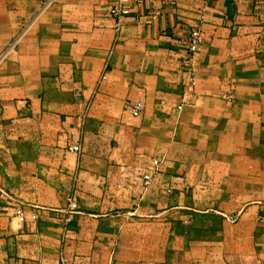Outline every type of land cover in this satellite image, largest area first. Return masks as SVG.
<instances>
[{"label":"crops","instance_id":"1","mask_svg":"<svg viewBox=\"0 0 264 264\" xmlns=\"http://www.w3.org/2000/svg\"><path fill=\"white\" fill-rule=\"evenodd\" d=\"M116 2L0 0V264H264V0Z\"/></svg>","mask_w":264,"mask_h":264},{"label":"built area","instance_id":"2","mask_svg":"<svg viewBox=\"0 0 264 264\" xmlns=\"http://www.w3.org/2000/svg\"><path fill=\"white\" fill-rule=\"evenodd\" d=\"M56 0H39V7L37 9V11L34 13L33 17L28 21V23H26V25H24L21 33H19L9 44L8 49L13 48L19 41V39L21 38L22 34L24 33V31L32 24L36 21V19L38 18L39 14L45 9L47 8L50 4H52L53 2H55ZM142 0H117V2L113 5H111V7L108 9V15L113 17L115 19L114 22V26L115 28H119L121 21L123 19V17H125V14L127 12V7L126 5L128 3H133V4H140ZM201 42V30L199 29V27H192L189 31V38H188V45H187V51H188V56H190V54H193L196 49L199 46V43ZM195 72L194 69L192 67V65H188L185 69H184V83H186L187 85H194L195 84ZM227 98H232L233 95L232 94H228L226 96ZM129 112L133 115V116H140L143 113V103L141 100H134V101H130L129 103ZM68 149L70 151L73 152H79L81 150L79 143H71L68 145ZM151 171L147 170L144 171L143 173H141V177L140 180L141 182L146 185L151 181ZM67 212H72L74 210H76L77 208V203L74 199L73 196H68L67 198ZM37 206H33V209L29 212V215L27 217V211H25V209H23V206L21 203H17L14 207V215L19 219V220H26L27 218H29L30 220L34 221L37 219L38 217V212L36 210ZM60 261L62 264H77L74 262H69L68 263V258L61 253L60 255Z\"/></svg>","mask_w":264,"mask_h":264}]
</instances>
